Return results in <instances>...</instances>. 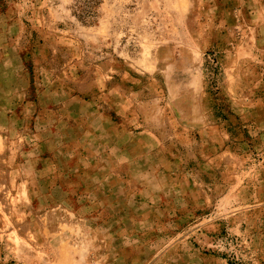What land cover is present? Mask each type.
I'll list each match as a JSON object with an SVG mask.
<instances>
[{"label":"rangeland","instance_id":"1","mask_svg":"<svg viewBox=\"0 0 264 264\" xmlns=\"http://www.w3.org/2000/svg\"><path fill=\"white\" fill-rule=\"evenodd\" d=\"M79 5L0 0V264H264V41L250 8L100 0L85 23ZM124 111L176 175L150 232L120 210L140 211L127 178L142 153L130 173L114 147ZM98 169L112 179L87 200Z\"/></svg>","mask_w":264,"mask_h":264},{"label":"crops","instance_id":"2","mask_svg":"<svg viewBox=\"0 0 264 264\" xmlns=\"http://www.w3.org/2000/svg\"><path fill=\"white\" fill-rule=\"evenodd\" d=\"M244 7L250 8L248 10V18L252 21V27L254 30V40L255 42L264 41V0H239ZM243 7V8H244ZM93 113L99 115V111L93 109ZM125 118L120 124V133L122 136L127 138V142L114 146L118 154L124 153L126 156V162L123 164V168L130 173L131 168H138V158L135 159L133 152H140L142 156L140 158L139 175L138 176H128V184L134 185L136 191H139L140 198V211H133L127 207H121L120 210L126 215H138L141 216L140 223L142 224V230L144 232H150L154 229L155 217L157 214H161V208L155 207V205L161 204L164 199L160 190L169 181H173L175 172L173 168L170 167L169 162L165 160L162 153L158 150V143L156 137L148 131L134 132L132 133L128 127V121L133 120L129 117V112L120 113ZM127 123V124H126ZM141 138V144L133 146L134 138ZM135 150V151H134ZM114 163V162H113ZM116 168L121 167L119 163H116ZM92 174L84 177L83 183L89 185L90 191L85 197L87 200H91L90 194L94 192L95 189L102 188L105 192L104 185L107 184L108 180L112 179V176L106 175L110 174L107 172H102L100 169L93 170ZM128 175H130L128 173ZM81 181V182H82ZM111 182V181H109ZM169 190V189H168ZM136 196L126 195L125 200L128 199L132 202ZM95 206V205H94ZM126 209V211H123ZM119 211L118 213L121 214ZM116 214V213H115Z\"/></svg>","mask_w":264,"mask_h":264},{"label":"trees","instance_id":"3","mask_svg":"<svg viewBox=\"0 0 264 264\" xmlns=\"http://www.w3.org/2000/svg\"><path fill=\"white\" fill-rule=\"evenodd\" d=\"M80 10L73 12V14L82 22H90V19L94 16L93 9L100 3V0H80Z\"/></svg>","mask_w":264,"mask_h":264}]
</instances>
